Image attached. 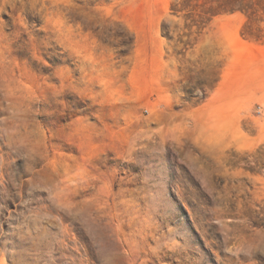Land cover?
I'll use <instances>...</instances> for the list:
<instances>
[{
    "label": "rangeland",
    "instance_id": "374dc122",
    "mask_svg": "<svg viewBox=\"0 0 264 264\" xmlns=\"http://www.w3.org/2000/svg\"><path fill=\"white\" fill-rule=\"evenodd\" d=\"M172 2L0 0V264H264V39Z\"/></svg>",
    "mask_w": 264,
    "mask_h": 264
},
{
    "label": "trees",
    "instance_id": "16d2710c",
    "mask_svg": "<svg viewBox=\"0 0 264 264\" xmlns=\"http://www.w3.org/2000/svg\"><path fill=\"white\" fill-rule=\"evenodd\" d=\"M170 10L181 25L176 40H198L214 18L236 13L245 18L243 35L264 39V0H173ZM168 29L162 35L172 40Z\"/></svg>",
    "mask_w": 264,
    "mask_h": 264
}]
</instances>
